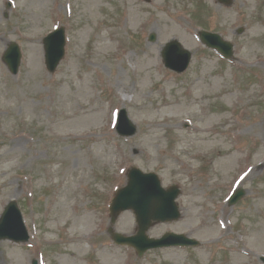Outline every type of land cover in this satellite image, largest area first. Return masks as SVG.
I'll return each instance as SVG.
<instances>
[{"label":"rangeland","instance_id":"obj_1","mask_svg":"<svg viewBox=\"0 0 264 264\" xmlns=\"http://www.w3.org/2000/svg\"><path fill=\"white\" fill-rule=\"evenodd\" d=\"M59 27L65 54L49 73L42 38ZM201 29L230 41L232 59L203 46ZM171 39L192 53L183 73L162 63ZM10 42L22 52L16 75L2 60ZM191 82L203 90L194 115L149 114L188 102ZM263 83L264 0H0V214L15 200L29 234L26 243L0 241V264H262ZM120 108L136 125L133 136L115 131ZM179 118L186 123L176 126ZM198 118L210 139L201 153L186 129ZM131 166L181 189V217L155 223L148 235L184 233L198 247L139 257L112 241L109 228L136 230L131 211L113 224L108 211ZM237 187L245 195L230 206L226 197ZM81 214L88 230L77 226Z\"/></svg>","mask_w":264,"mask_h":264},{"label":"water","instance_id":"obj_2","mask_svg":"<svg viewBox=\"0 0 264 264\" xmlns=\"http://www.w3.org/2000/svg\"><path fill=\"white\" fill-rule=\"evenodd\" d=\"M202 37L209 44H217V35L203 34ZM149 39L153 40L154 35H151ZM63 46L64 33L62 29L51 33L45 38V62L50 71L55 69L58 61L63 56ZM225 50L227 51L226 53H229L230 48L227 47ZM161 54L165 66L178 72L186 68L190 59V53L182 48L177 40H171L166 43ZM19 58L18 46L14 43L10 44L4 55V60L13 73L17 72ZM119 123L120 126L122 123L127 124V128L121 131L122 134L130 135L134 133L135 128L126 119L124 111L120 114ZM178 193L179 190L176 186L163 189L156 175L152 173L144 174L138 169H131L128 174L127 185L117 192L110 210L112 219H114L120 211L132 209L138 224L137 233L127 237L113 233L114 241L116 243L133 246L139 255L146 249L152 247L195 243L183 235L173 233H167L159 239L148 238L146 235V230L150 227L152 221H165L178 217L177 206L174 203V199ZM242 195V190H238L231 196L230 202H235ZM0 239H12L16 242L26 241L28 239L21 214L13 202L7 205L0 218ZM262 260L264 261V258Z\"/></svg>","mask_w":264,"mask_h":264},{"label":"bare ground","instance_id":"obj_3","mask_svg":"<svg viewBox=\"0 0 264 264\" xmlns=\"http://www.w3.org/2000/svg\"><path fill=\"white\" fill-rule=\"evenodd\" d=\"M256 33V32H255ZM215 89H209L208 92L206 93L207 95H214L215 94ZM203 94V90L201 87V84L199 83H194L191 82L189 88L187 89V97L189 98L188 102H185L183 105H174L172 103L166 102L164 104L158 105L156 108L149 110V114H151L153 111L156 112H167V111H174L175 113H184L186 115H194L196 108H199L200 105V97ZM191 98V100H190ZM201 115V114H200ZM173 118H176V114H172ZM169 118V116L167 117ZM200 118L197 119V121L194 124H190L189 131L190 133L193 132L195 135H197L196 140L198 141L199 144H197V148L198 150L201 149H205L206 146L209 143L210 139L203 137L202 135L208 131V127L207 126H203L200 125ZM195 121V120H194ZM186 122V120L184 119H175V125H179L180 123ZM261 122H264V113L261 115ZM159 126L160 125H156ZM187 128V129H188ZM210 145H208L209 147ZM207 147V148H208ZM198 153H201V151L199 150ZM197 154V153H196ZM64 208V207H63ZM62 211V209H61ZM89 216L87 214H81L80 215V220L77 221V226H81L80 230L84 229V230H88L91 227V221L88 218ZM123 218H128L127 215L123 216ZM126 225L122 224L121 227L125 228ZM86 238V236L84 235H79V241L81 242L82 239ZM236 255V254H235ZM237 256V255H236ZM111 261V259L109 260ZM116 261V259H115ZM114 263V262H113Z\"/></svg>","mask_w":264,"mask_h":264}]
</instances>
